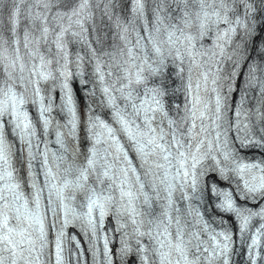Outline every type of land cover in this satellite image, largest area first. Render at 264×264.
I'll use <instances>...</instances> for the list:
<instances>
[{
    "label": "snow or ice",
    "instance_id": "snow-or-ice-1",
    "mask_svg": "<svg viewBox=\"0 0 264 264\" xmlns=\"http://www.w3.org/2000/svg\"><path fill=\"white\" fill-rule=\"evenodd\" d=\"M32 6L37 11L29 9L22 37L19 7L11 15V38L0 35V264H45L49 212L55 218L51 226L59 224L52 241L55 264H65L69 225L80 221L95 236L108 215L121 233L122 264L132 254L137 264H230L233 232L223 216L217 222V213L236 222L235 235L247 244L250 264L264 260L257 251L264 223L250 229L254 218L264 221V161L248 162L239 155V148L264 149V80L255 110L244 107L247 92H242L232 122L229 97L222 94L225 87L227 93L235 90L241 63L225 46L238 28L248 38L264 32V0H32ZM94 8L101 13L99 23ZM129 11L130 16L121 15ZM210 33L208 47L202 41ZM68 36L86 49L74 59ZM42 43L47 56L40 51ZM225 60L233 67L222 77ZM255 72L256 65H250L247 87L256 85ZM74 78L90 101L95 98L83 117L71 87ZM49 81L59 83L43 89ZM56 87L62 93L58 105L51 95ZM29 103L37 106L42 135L51 129L54 141L38 138L25 107ZM54 108L64 123L52 116ZM6 126L19 140L24 160L14 152ZM233 129L234 141L228 135ZM37 159L43 188L34 168ZM15 161L29 173L24 182L32 189L30 197ZM77 192L83 194L79 211L72 203ZM99 239L103 264H113L111 236ZM92 250L98 261L95 242Z\"/></svg>",
    "mask_w": 264,
    "mask_h": 264
}]
</instances>
